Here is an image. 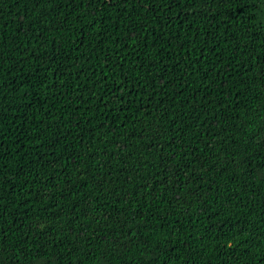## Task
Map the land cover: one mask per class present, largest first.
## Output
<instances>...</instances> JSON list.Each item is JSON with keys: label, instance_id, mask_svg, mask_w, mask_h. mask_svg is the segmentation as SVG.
Here are the masks:
<instances>
[{"label": "trees", "instance_id": "obj_1", "mask_svg": "<svg viewBox=\"0 0 264 264\" xmlns=\"http://www.w3.org/2000/svg\"><path fill=\"white\" fill-rule=\"evenodd\" d=\"M0 264H264V0H0Z\"/></svg>", "mask_w": 264, "mask_h": 264}]
</instances>
